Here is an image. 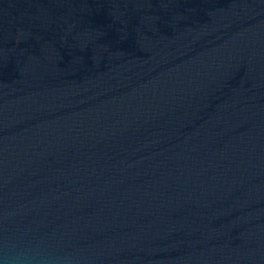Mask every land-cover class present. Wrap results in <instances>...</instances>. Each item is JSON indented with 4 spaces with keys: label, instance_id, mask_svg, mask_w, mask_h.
I'll return each mask as SVG.
<instances>
[{
    "label": "water",
    "instance_id": "obj_1",
    "mask_svg": "<svg viewBox=\"0 0 264 264\" xmlns=\"http://www.w3.org/2000/svg\"><path fill=\"white\" fill-rule=\"evenodd\" d=\"M0 264H264V0H0Z\"/></svg>",
    "mask_w": 264,
    "mask_h": 264
}]
</instances>
